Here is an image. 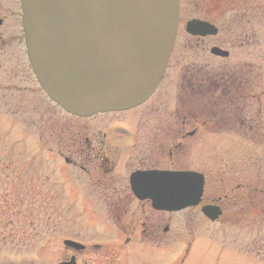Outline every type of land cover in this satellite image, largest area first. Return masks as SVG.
I'll return each instance as SVG.
<instances>
[{"label":"rangeland","instance_id":"1","mask_svg":"<svg viewBox=\"0 0 264 264\" xmlns=\"http://www.w3.org/2000/svg\"><path fill=\"white\" fill-rule=\"evenodd\" d=\"M179 15L165 83L172 80L170 88L176 90L179 75L196 74L197 68L245 67L254 95L247 101L250 126L231 124V129L216 131L215 124L208 129L213 133L198 134L195 150L184 160L204 172L208 190L212 178L220 189L236 184L264 188V0H179ZM192 18L218 30L205 38V46L185 31ZM213 44L228 56L211 55ZM17 49L0 56V264H57L63 258L62 237L81 226L83 214L78 202L67 201L63 188L53 185L58 163L47 147H53L60 128L82 124H42L67 118L38 88L27 63L22 59L15 66ZM258 200V215L247 212L245 222L236 226L207 224L196 215L194 245L184 264H264V204ZM90 237L82 232L81 238ZM204 239H213L212 245ZM223 241L246 256L229 254L227 248L219 252ZM181 242L171 241L169 248L178 249ZM169 255L167 264H173Z\"/></svg>","mask_w":264,"mask_h":264},{"label":"flooded vegetation","instance_id":"2","mask_svg":"<svg viewBox=\"0 0 264 264\" xmlns=\"http://www.w3.org/2000/svg\"><path fill=\"white\" fill-rule=\"evenodd\" d=\"M216 34L188 36L205 46V38ZM174 45L156 88L143 103L88 117L73 115L45 94L32 71L22 28L21 0H0V56L18 46L15 66L23 59L38 88L67 118L46 119L42 124H82L78 129L60 128L53 147H47L51 160L58 163L53 185L63 188L67 201L78 202L83 214L78 223L81 226L74 232L68 229L62 237L63 258L58 263L167 264L170 253L171 263L184 264L194 245L196 215L207 224L236 226L245 222L247 212L258 215V199L260 205L264 204L263 187L236 184L220 189L212 178L208 190L204 172L186 164L184 159L196 147L194 139L204 131L213 133L208 129L215 124L199 123L196 109L190 118L184 113L191 99L188 87L198 93L199 86L209 83V76L199 72L180 74L177 82L174 80L176 90L170 88L172 80L165 83ZM213 46L220 47L213 44L209 50ZM192 100L197 102V96ZM167 171L202 175L198 204L169 210L153 201L151 194L162 190L159 173ZM204 206L218 209L219 215L208 218L201 211ZM262 211L264 214V208ZM82 232L91 237L81 238ZM176 240L182 241L178 249L169 248ZM204 240L213 243V239ZM227 244L223 241L218 251L246 256V251Z\"/></svg>","mask_w":264,"mask_h":264},{"label":"water","instance_id":"3","mask_svg":"<svg viewBox=\"0 0 264 264\" xmlns=\"http://www.w3.org/2000/svg\"><path fill=\"white\" fill-rule=\"evenodd\" d=\"M22 28L32 71L45 94L66 112L88 117L143 103L165 71L179 23V0H21ZM190 35H214L192 18ZM210 53L227 57L213 46ZM158 205L177 210L200 200L203 177L161 172ZM210 219L218 209L202 207ZM66 264V263H58Z\"/></svg>","mask_w":264,"mask_h":264},{"label":"trees","instance_id":"4","mask_svg":"<svg viewBox=\"0 0 264 264\" xmlns=\"http://www.w3.org/2000/svg\"><path fill=\"white\" fill-rule=\"evenodd\" d=\"M244 5L246 10L249 9L246 1ZM244 69L242 71V67L222 68L209 71L204 67L198 68L199 73L209 76V83L207 81L208 84L199 86L198 93L188 87V96L191 99L188 105L189 110L184 113L190 118L191 112L196 109L198 122L216 124V131L231 129V124L246 123L250 126L253 121H248L247 101L254 95L250 93L251 84L245 77L247 73ZM194 95L197 96V102L192 100Z\"/></svg>","mask_w":264,"mask_h":264}]
</instances>
